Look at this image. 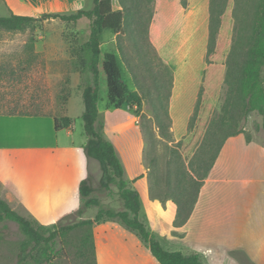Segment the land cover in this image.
I'll return each mask as SVG.
<instances>
[{
	"label": "rangeland",
	"instance_id": "obj_1",
	"mask_svg": "<svg viewBox=\"0 0 264 264\" xmlns=\"http://www.w3.org/2000/svg\"><path fill=\"white\" fill-rule=\"evenodd\" d=\"M257 1H232L233 17L226 56H230L232 51L248 48L251 44L249 35L252 27V13ZM156 2L157 0L154 2V14ZM187 2V7H184L181 0H162L163 8L167 10L169 16L160 15L156 29L153 31L154 36L151 37L150 34V41L155 51L159 54L162 62L172 69V88L170 77L165 73L163 65L156 60V55L152 51L146 47L142 48V54H145L146 58L148 57L146 61L149 64L142 66L139 60L141 56L127 33L118 36L108 30L101 36L102 50L116 55L124 82L128 88L132 91L139 90L144 95L141 112H138L136 106L125 105L122 108H115L107 101L102 102L99 120L104 123L106 139L116 146L123 166L127 163L126 156L123 155L126 148L132 151V154L137 152L142 156L139 163V172L142 177L132 181L130 172H125L124 178L130 187L140 194L142 202L141 219L149 228L146 217H142L146 211L148 200L146 194L150 193V199L161 202L151 194L153 180L151 173L154 172V169L162 173L175 167L172 164L169 165V161L173 160V156H175L172 150L179 152L178 142L189 133L190 120L195 114L197 98H199L202 86L203 69L207 67L208 62L211 0H187ZM172 5L174 8L171 9ZM118 6L121 8L119 0H114V8L116 9ZM93 7L94 0H87L82 8L91 10ZM182 7L184 10L178 14L177 11L181 10ZM56 9V6L44 3L42 0H0V16L3 17H8L11 14L22 16L71 15L78 11L72 9L67 12H60ZM175 15H177L176 19L172 21ZM90 32L91 21L86 18L78 21L71 29L59 19H50L45 21L41 28L34 30L28 29L20 33L0 32V114L23 113L62 118L66 116L67 105L70 101L69 113L70 117L73 118L76 133L79 135L86 134L82 120L84 83L81 79V67L76 57L71 55L66 35L75 34L79 37L80 45H86L90 39ZM32 39L33 48L29 45ZM214 39L216 41L217 35L214 36ZM83 55L86 66H89L92 60L91 50L86 48ZM205 55V65H202L200 60ZM126 58L131 61L132 65L136 66L139 83L136 82V77L125 63ZM175 73L178 82V91L173 108L176 124L175 137L186 134L177 140L173 130H171V139L167 140L160 136L156 127L155 108L159 105L158 103H161L162 106L167 105L170 111L171 98L167 96L171 93L172 97ZM159 92L162 93L160 101L156 98ZM230 92V81L224 79L216 101L207 109L210 120L213 119L214 131L221 121L225 122L231 118L229 108H227ZM237 119L217 132L216 139L235 130H242L241 134L245 135L246 140L247 137L251 139V141L247 140L249 143H264L263 117L261 115L257 112L244 115L240 111ZM207 127L208 125L202 129L204 133ZM182 154L186 163L189 164L188 154L184 153L183 150ZM91 160L95 172L93 174L92 171L93 173L90 175L93 188L96 190L93 196L99 198L102 204L108 208L117 211L122 210L123 204L117 195L116 186L113 185L110 190L100 188L102 170L97 160ZM136 168V162L133 161L131 171ZM241 181H250V177L243 176ZM99 209L98 207H91L80 217L75 213L66 216L56 224L71 225L84 219L94 218ZM18 210L24 216H31L22 209ZM174 213L177 214V205L173 202L165 217L172 218ZM0 233L2 236L0 238V264H17L19 246L24 240V236L18 226L11 222L0 224ZM81 234L82 232H75L72 237L73 241H76ZM58 250L60 253L53 264H78V257L74 250L70 254L62 245H58ZM239 251L233 250L232 252Z\"/></svg>",
	"mask_w": 264,
	"mask_h": 264
},
{
	"label": "trees",
	"instance_id": "obj_2",
	"mask_svg": "<svg viewBox=\"0 0 264 264\" xmlns=\"http://www.w3.org/2000/svg\"><path fill=\"white\" fill-rule=\"evenodd\" d=\"M181 1L183 6L187 7V0ZM232 1L211 0L210 2L208 62L203 74L196 111L190 120L189 133L178 142L177 147L180 151L172 150L175 156H173V160L169 161V165L172 164L175 167L162 173L154 169V172L151 173L153 175L152 196L159 199L161 203L172 200L177 205L176 227H183L189 221L198 202L201 189L210 176L221 149L228 138L240 135L242 130H235L218 139H216V133L221 131L224 126L238 120L237 116L240 111L244 115L257 112L263 117L264 129V0L257 1L252 13L249 47L240 51H232L230 56H226L233 17ZM154 2L155 0H119L121 9L116 10L114 0H94L93 9L79 10L71 15L22 16L11 14L8 17L0 16V32L8 33H20L28 29L41 28L43 23L50 19H59L66 23L70 29L83 18L91 21L90 39L86 45H80L77 35H66L71 55L76 57L80 64L81 79L84 83L82 120L87 142L83 148L89 159H95L100 164L102 170L100 188L110 190L113 185L116 186L117 195L123 204V209L120 211L103 205L99 198L93 196L96 190L93 188L92 178L89 176L81 182V206L76 215L80 217L91 207H98L100 209L96 216L71 225L56 224L48 227L39 223L32 216L27 217L20 214L0 196V224L15 223L24 236V240L19 246L17 264H53L60 253L58 245L64 246V249H67L70 254L74 250L78 257V264H98L94 228L105 222H117L134 233L150 251L147 264H202L197 255L186 256L182 252L165 250L151 229L141 219L140 194L132 189L125 180L124 166L114 144L108 141L104 135V123L99 120L102 102L107 101L115 108H122L125 105L136 106L138 112H141L144 97L139 90L132 91L128 88L116 55L102 50L101 36L105 31H112L118 36L127 33L141 56L139 60L142 66L149 65L146 61L148 57L146 58V55L142 54V48L146 47L152 51L156 55V60L163 65L165 73L170 77L172 88V69L162 62L150 41ZM215 35H217L216 41ZM29 45L34 47L33 39ZM86 48L92 52L89 66H86L83 55ZM125 63L136 77V82L139 83L136 66L132 65L127 58ZM224 79H228L231 85L230 96L227 100L231 118L225 122L221 121L214 131L213 119L210 120L207 109L216 101ZM167 97L171 98V93ZM156 98L160 101L162 93L159 92ZM158 104L155 108L156 127L160 136L169 140L172 135L170 111L167 105ZM7 115L29 114L9 113ZM72 124L73 120L70 117L55 118L57 131L67 129ZM206 125L208 127L204 133L202 129ZM247 140L251 141L249 137ZM181 149L188 154L189 164L184 160ZM78 231L82 234L77 237L76 241H73V234Z\"/></svg>",
	"mask_w": 264,
	"mask_h": 264
},
{
	"label": "crops",
	"instance_id": "obj_3",
	"mask_svg": "<svg viewBox=\"0 0 264 264\" xmlns=\"http://www.w3.org/2000/svg\"><path fill=\"white\" fill-rule=\"evenodd\" d=\"M42 1L56 6L60 12L85 10L82 7L87 2ZM120 9L116 7V10ZM182 10L183 7L178 14ZM160 15L168 14L162 0H157L151 37ZM205 58L206 55L200 60L202 65H205ZM177 84L175 73L170 103L174 137ZM69 103L67 117H70ZM55 118L0 114V196L14 210L26 211L45 226L54 225L79 210L81 182L94 172L92 160L83 149L86 134H77L74 122L69 128L57 131ZM185 134L175 138L181 139ZM124 154L125 172H130L131 180L136 181L142 177L139 172L142 156L137 152L132 154L127 148ZM133 161L137 168L131 171ZM243 176L250 177V181L242 182ZM149 195L146 194L148 200L142 217H146L151 231L165 250L182 252L186 256L197 255L202 264H264L263 142L249 143L243 134L227 139L201 189L194 212L183 227L175 226L176 213L172 218L165 217L172 201L163 205L150 199ZM94 240L98 264L148 262L149 249L117 222L97 225ZM233 250H240V253L233 254Z\"/></svg>",
	"mask_w": 264,
	"mask_h": 264
}]
</instances>
